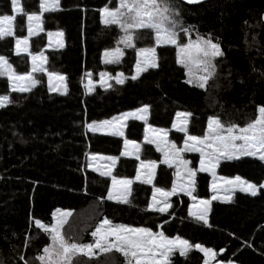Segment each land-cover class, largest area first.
<instances>
[{"label":"trees","instance_id":"trees-1","mask_svg":"<svg viewBox=\"0 0 264 264\" xmlns=\"http://www.w3.org/2000/svg\"><path fill=\"white\" fill-rule=\"evenodd\" d=\"M117 2L60 0L61 10L43 13L42 30L28 37L29 52H42L47 57V71L66 77V95L49 90L44 72L35 74L40 83L27 93L12 92L7 78L0 77V95L8 94L14 101L0 108V257L5 264H23L21 254L34 258L50 244L49 236L35 227L34 220L51 226L53 214L61 209L72 213L62 231L77 242L91 243V233L107 218L187 239L193 246L199 243L213 249L223 264H264V188L260 187L264 162L252 157L221 161L218 175L240 176L257 185L258 195L236 190L231 202L213 200L205 225L189 215L190 198L183 193L171 197L172 207L164 213L148 210L154 187L170 189L174 167L163 163V152L155 143L143 140L145 122L128 119L124 128L125 139L141 144L139 160L122 155L121 136L93 133L86 127L145 106L149 108L147 124L167 130L169 141L177 147L185 135L171 129L178 112L191 113L190 135L202 137L211 117L226 126H245L255 118L258 107L264 106V0H209L196 5L172 0L180 11L182 26L189 29L187 34L180 32V42L198 36L211 38L224 53L213 61L215 75L203 89L186 82V70L177 63L176 48L157 47L154 33L138 34L144 38L134 40L135 48L119 43L123 33L116 26H105L100 11L117 6ZM21 6L29 14L40 13L39 0H21ZM2 14L15 15L14 25L22 30L0 40V55L18 74H26L29 54L17 56L14 43L16 38L27 36V18L12 11L10 0H0ZM57 30L64 33V47L48 48L47 35ZM116 47L123 50V58L119 63L105 64L104 52ZM144 47L157 48L159 67L136 80L116 84L119 73L135 75L137 52ZM86 73H91L92 92L82 86L89 79ZM101 73L113 77L108 81L110 88L100 83ZM89 154L117 157L113 170L117 178H132L139 161H154L155 179L151 184L134 181L131 205L109 201L110 177L87 166ZM186 155L196 160L198 154ZM210 178L207 172H197L195 197H209ZM87 209L93 213L84 217ZM98 257L88 264L124 261L115 251ZM203 261V253L194 247L187 259L178 251L171 257V264Z\"/></svg>","mask_w":264,"mask_h":264},{"label":"snow or ice","instance_id":"snow-or-ice-1","mask_svg":"<svg viewBox=\"0 0 264 264\" xmlns=\"http://www.w3.org/2000/svg\"><path fill=\"white\" fill-rule=\"evenodd\" d=\"M188 4H198L202 0H185ZM12 11L16 14H23L27 18L28 37L34 35L33 21L36 22L37 28L41 23V17L45 12L60 11V0H39L40 13L29 14L21 6V0H10ZM101 11L102 23L105 26H116L123 33L119 38V43L126 48H135L134 40L143 39L141 33L151 32L155 34V45L159 46H174L176 48L177 63L187 69L189 79L186 81L194 87L206 88L208 81L215 75L216 65L213 61L217 57H221L224 53L221 51L218 42L214 43L211 38L203 39L197 37L196 40L189 39L187 43H181L179 39L180 32L188 33L189 29L182 26L180 11L172 0H118V6L109 8L104 7ZM16 21L15 15L2 14L0 15V40L6 37H13L15 30H22L20 26L14 25ZM247 23V21H245ZM42 30V29H41ZM58 38V47L63 48V32L48 33L49 38L52 36ZM22 53H28L32 59L31 72L26 74H18L13 68L12 63L0 55V77H6L12 92L27 93L40 83L34 78L33 73L44 72L49 78V88L53 92H59L61 95H66L68 92L66 77L55 72H48L44 65L47 63V57L41 52L39 56L32 55L29 52V39H15V54L17 56ZM104 63L113 64L119 63L123 58L124 52L121 48L116 47L112 51L104 52ZM139 57L135 64V75L125 77L123 73L115 76L116 84L123 85L126 79L136 80L149 69L159 67L157 48L144 47L137 52ZM40 63L37 64L36 61ZM195 66L203 75H196L193 72ZM253 71H256L254 68ZM88 76V84L85 85L89 92L93 91L91 73H86ZM102 86L106 89L111 85L107 80L113 79L108 73H101ZM264 75V73H261ZM107 77V79H105ZM53 79L60 81L61 84L53 86ZM14 103L13 99L8 95H0V108L7 107ZM149 108L147 106L138 109L136 112H126L122 115L115 116L110 120L101 122H93L87 125L90 132H101L106 135L124 136V128L127 127L128 119H140L147 123ZM178 118L183 117V122L180 126L174 125L177 131L183 132L186 136L184 147L177 148L175 144L168 142V132L163 129H153L149 127L148 131L160 133L162 139L157 142L148 137H145L147 143H156L158 151L163 152L164 161L169 167L176 163V175L178 182L173 185L171 191H164L161 188H156L152 203L148 210L164 213L171 208V203L168 198L176 195L178 190L184 192L185 195L193 196L195 192V177L197 171L189 167L191 161L183 159L181 152H198L200 154L199 169L200 172H208L213 177L212 191L214 195L211 200H200L198 203L203 206L200 211L189 210V215L197 222H203L208 225V212L212 200H217L220 197L215 193L218 192L217 181H222L223 184L232 187L224 189L228 194L224 196L222 202H231L232 193L238 188L241 192H247L251 196L258 195V187L254 183H249L247 180L236 176L234 180H227L224 177H218L216 169L219 167L222 160H239L242 157H252L261 162H264V106H259L257 115L245 126H240L235 123H230L227 126L218 118H210L208 121V130L201 137L188 134V122L191 113H177ZM129 144L135 150L130 153L128 150ZM125 150L122 153L124 156L135 155L136 159H140L138 155L140 145L133 141H124ZM91 161H96L98 157H89ZM100 160L110 161V165H104L103 169L89 165L93 171H99L101 176L111 177V189L107 193L106 199L114 201L118 204L131 205L130 197L132 196L131 179H117L113 176V170L118 162L117 157L104 156L99 157ZM157 164L154 161L144 163L141 161L140 169H147L146 173L137 172L136 181L140 183L150 184L155 179V169ZM186 173L187 185L180 183L182 175ZM264 188V184L260 185ZM158 197L163 199H158ZM162 205V206H158ZM193 204V208H196ZM72 215L70 211L56 210L53 214L55 223L47 226L40 219L34 220V225L38 229H42L50 238V244L43 247L40 253L32 259H26L23 254L19 260L23 264H88L89 261L98 259L97 252L100 255L110 254L113 251L119 253L123 258V264H171V257L175 252H179L182 257L188 258V253L193 250H199L209 258L215 257L216 253L211 248H204L199 243L194 246L187 239L179 237L170 239L164 232H153L147 227H132L123 223H113L111 219H104L95 231L91 233L93 242L82 243L77 242L67 237L62 229L68 222V218ZM26 241V245H27ZM83 257V259H81ZM0 264H5L3 257H0ZM105 264H116L113 259H108ZM204 264H208L205 261Z\"/></svg>","mask_w":264,"mask_h":264},{"label":"rangeland","instance_id":"rangeland-1","mask_svg":"<svg viewBox=\"0 0 264 264\" xmlns=\"http://www.w3.org/2000/svg\"><path fill=\"white\" fill-rule=\"evenodd\" d=\"M117 6H118V2H117ZM28 24V22H27V19H26V25ZM38 28H37V26H36V22L35 21H33V31H34V34L35 33H37V32H39L38 30H37ZM56 32H62V31H60V30H57V31H55V32H53V33H56ZM25 37H27L28 38V30H27V36H25ZM25 37H18V38H25ZM203 39H206V38H203ZM196 40V39H195ZM47 47L48 48H57L58 47V38L56 37V36H52L51 38H49V36L47 35ZM188 42V41H187ZM186 42V43H187ZM64 43V42H63ZM122 45V44H121ZM122 46H124V45H122ZM14 50H15V46H14ZM110 51H112V50H110ZM28 54V53H27ZM39 53H35V54H32V55H37V56H39L38 55ZM139 57L138 56H136V59H138ZM29 59H30V68H29V72H31V69H32V59H31V55H29ZM103 61H104V55H103ZM137 61V60H136ZM36 63L37 64H39L40 63V61L39 60H37L36 61ZM136 64V63H135ZM44 67H45V65H44ZM185 70H186V74H187V69L185 68ZM134 72H135V68H134ZM193 72H194V74H196V75H203V73L201 72V71H199L195 66H193ZM37 73H39V72H35V73H33V76H34V78H35V74H37ZM110 76V75H109ZM36 79V78H35ZM105 79H107V77L105 78ZM187 79H189V77H188V75H187ZM108 81L109 80H107V83H108ZM46 82H47V86H48V88H49V78H48V75L46 74ZM65 83V82H64ZM100 83L102 84V82H101V75H100ZM61 84V82L60 81H57V80H55V79H53V81H52V85L55 87V86H58V85H60ZM88 84V81L87 82H85V83H83L82 84V86L84 87V89L85 90H87L88 88H86L85 87V85H87ZM91 86V85H90ZM93 86V85H92ZM49 90H50V88H49ZM51 91V90H50ZM138 110V109H137ZM137 110H134V111H131V112H136ZM178 113H181V112H178ZM122 115V114H121ZM211 118H215V117H211ZM210 119V118H209ZM140 120V119H139ZM141 121H143V120H141ZM127 122V121H126ZM144 122V121H143ZM182 122H183V117H179L178 118V116L176 115V117H175V120H174V123H173V128H172V130H176V128L174 127V125H177V126H180L181 124H182ZM86 127H87V125H86ZM149 125L146 123L145 125H144V139L143 140H145V137L147 136L148 137V139H151V140H154V141H157V142H159V141H161V139H162V137H161V135H160V133H158V132H151V131H148V129H149ZM152 128V127H151ZM88 129V128H87ZM153 129H156V128H153ZM207 130H208V125H207ZM207 130H206V132H207ZM167 131V130H166ZM177 131V130H176ZM168 132V131H167ZM186 139V138H185ZM167 140H168V142H170L169 141V139H168V137H167ZM146 141V140H145ZM185 141V140H184ZM170 143H172V142H170ZM136 144H138V145H140L141 146V144L140 143H136ZM156 144V143H155ZM184 147V145H181L180 144V146L179 147H177V148H179V149H182ZM124 150H125V148H124ZM128 150H129V152L130 153H133L135 150L133 149V147H132V145L131 144H129V146H128ZM139 153H140V151H139ZM138 153V154H139ZM189 153H196V154H198L197 156H196V160L192 157V156H187L186 154H189ZM180 155H181V157L183 158V159H186V160H189V161H191V163L189 164V167L190 168H193L194 170H196L197 172H198V169H199V160H200V154L198 153V152H181L180 153ZM91 156H96V157H98V159L96 160V161H91L90 159H89V157H91ZM105 155H100V154H89L88 155V157H87V159H86V163H87V166L89 167V165L91 164V165H93V166H96V167H99V168H101V170H104L103 169V166L104 165H110V161H109V163H108V161H106V160H100L99 159V157H104ZM132 156H135V155H132ZM163 158H164V154H163ZM140 162L141 161H139V163H138V166H139V164H140ZM143 162H149V161H143ZM137 166V167H138ZM173 167H174V175H175V180H174V184H176L177 182H178V179H177V175H176V163L175 162H173ZM89 168H91V167H89ZM138 171H140L141 173H142V175H143V173H146L148 170L147 169H140V166L137 168V172ZM208 173V172H207ZM136 175H137V173H136ZM136 175H134L132 178H124V177H118L117 179H131V180H133V181H135L136 180ZM217 176L218 177H224V176H220V175H218L217 174ZM235 177L236 176H234V177H224L225 179H227V180H234L235 179ZM110 180H111V177H110ZM180 183H183V184H185V185H187V176H186V173H184L183 175H182V177H181V179H180V181H179ZM212 182H213V179H212ZM212 182H211V186H210V188H211V191H212ZM111 183H112V181H110V186H109V189H111ZM217 183H218V192L217 193H215L216 195H218L220 198L219 199H217V200H221V201H223V198H224V196H226L228 193L227 192H225L224 191V189H226V188H230V187H232V186H230V185H226V184H223V182L222 181H217ZM173 184V185H174ZM263 184H264V182H263ZM172 185H171V187H170V189H163L164 191H171V189H172ZM157 187H154L153 188V190H152V194H151V197H150V203L148 204V207H149V205L152 203V197H153V193H154V191H155V189H156ZM236 190H238V188L236 189ZM235 190V191H236ZM234 191V192H235ZM233 192V193H234ZM178 194L179 193H183L184 194V192H181V191H179L178 190V192H177ZM232 193V194H233ZM214 195V193H213V191L211 192V195H209V197H207V198H197V197H195L194 195V197L196 198L195 200H193V198L192 197H189L190 198V204H189V209H188V213H189V210L191 209L192 211H200L202 208H203V206L202 205H200L198 202L200 201V200H211V198H212V196ZM172 197V196H171ZM171 197H169L168 198V202L169 203H171ZM158 199H163V198H160V197H158ZM213 201V200H212ZM193 204H196L197 206H196V208H193ZM158 206H162V205H158ZM210 207V206H209ZM61 210V209H60ZM63 211V210H62ZM55 213H56V211H55ZM93 213V210L92 209H87V210H85L84 211V217H86L87 215V217H89V215H91ZM103 220H101L98 224H97V226L96 227H98L99 226V224L102 222ZM55 223V220L53 221V224ZM96 227H95V229H96ZM95 229H94V231H95ZM156 233H158V232H156ZM170 239H175V238H177V237H169ZM182 239V238H181ZM93 242V241H92ZM201 245V244H200ZM202 247H204V248H207V247H205V246H203V245H201ZM213 250V249H212ZM213 252H215V251H213ZM216 253V252H215ZM99 253L97 252V255H98ZM203 255H204V253H203ZM216 255H217V253H216ZM216 255H215V257H213V258H209V257H207V256H205L204 255V261H203V264H204V262L205 261H208V264H223L222 262H220L219 260H217V258H216Z\"/></svg>","mask_w":264,"mask_h":264},{"label":"crops","instance_id":"crops-1","mask_svg":"<svg viewBox=\"0 0 264 264\" xmlns=\"http://www.w3.org/2000/svg\"><path fill=\"white\" fill-rule=\"evenodd\" d=\"M15 13V12H14ZM38 31H41V24L39 25V28L37 29ZM14 46H15V43H14ZM57 48H59V47H57ZM40 54V53H39ZM38 54V55H39ZM174 123V122H173ZM151 127V126H150ZM153 128V127H152ZM172 128H173V126H172ZM171 128V129H172ZM156 129H160V128H156ZM163 130H165V129H163ZM122 138H123V150H122V153L124 152V148H125V145H124V141L126 140L125 138H124V136H121ZM185 138H186V136L184 135V138H183V141H182V143H181V145H184V140H185ZM129 141H131V140H129ZM134 143H137V142H135V141H133ZM130 157H135V156H132V155H129ZM108 163H109V161H108ZM144 163H148V162H144ZM140 164H141V162H140ZM140 164H139V166H140ZM138 166V167H139ZM137 167V168H138ZM136 173H137V170H136ZM136 173H135V175H136ZM209 175H210V186H211V182H212V179H213V177L211 176V174L209 173ZM117 178V177H116ZM174 180H175V175L173 176V181H172V186H173V184H174ZM136 181V180H135ZM139 182V181H138ZM153 182V181H152ZM151 184V183H150ZM210 186H209V189H210V195H211V188H210ZM110 190V189H109ZM178 194V193H177ZM149 203H150V201H149ZM188 209H189V207H188ZM168 210V209H167ZM104 220V219H103Z\"/></svg>","mask_w":264,"mask_h":264},{"label":"water","instance_id":"water-1","mask_svg":"<svg viewBox=\"0 0 264 264\" xmlns=\"http://www.w3.org/2000/svg\"><path fill=\"white\" fill-rule=\"evenodd\" d=\"M180 1L185 3V4H188V3L185 2V0H180ZM206 1H209V0H202L201 3L206 2ZM198 4H200V3H198ZM188 5H196V4H188ZM220 253H222V251H220Z\"/></svg>","mask_w":264,"mask_h":264}]
</instances>
